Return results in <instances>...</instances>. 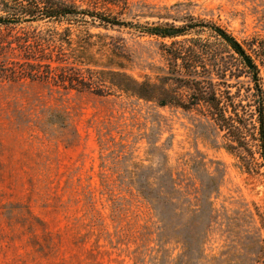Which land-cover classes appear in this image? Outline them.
Instances as JSON below:
<instances>
[{"label": "rangeland", "instance_id": "rangeland-1", "mask_svg": "<svg viewBox=\"0 0 264 264\" xmlns=\"http://www.w3.org/2000/svg\"><path fill=\"white\" fill-rule=\"evenodd\" d=\"M78 5L132 26L0 28L3 40L56 30L67 42L52 54L67 60L54 79L0 82V264H264V178L241 168L204 106L159 105L165 90L185 100L168 80L173 41L133 27L217 23L261 46L264 83V0ZM4 58L24 60L0 49ZM78 73L93 90L62 83ZM134 83L156 86V99Z\"/></svg>", "mask_w": 264, "mask_h": 264}, {"label": "trees", "instance_id": "trees-1", "mask_svg": "<svg viewBox=\"0 0 264 264\" xmlns=\"http://www.w3.org/2000/svg\"><path fill=\"white\" fill-rule=\"evenodd\" d=\"M80 1L82 0H0V28L14 32L27 24L62 26L70 21H90L106 27L132 26L110 15L82 8L78 5ZM83 1L116 6L122 0ZM133 27L143 35L173 41L165 49L169 58L168 80L174 84L175 89L185 90V100L165 90V98L159 96V105L165 107L172 104L184 109L204 106L219 131L224 134L226 148L238 158L241 168L250 174L256 169L264 178V83L259 62L262 56L261 46L254 42L241 43L217 23L200 21L192 16L173 23ZM70 30L66 28V32L69 33ZM51 33L27 34L26 37L19 36L12 40L0 39V49H7L9 52L18 50L24 59L23 62H11L6 58L0 61V82L23 78L54 79V70L59 67L53 65L57 61L61 63L67 60H53L52 54L58 48L60 54L64 55L63 44L67 42L57 39L61 34L56 30ZM203 34H207L205 39L202 38ZM83 63L79 62L80 65H87ZM112 75L122 76L115 73ZM243 77L248 82L250 102L247 106L240 101L239 90L233 92L238 89L237 85ZM66 81H69V87L79 91L93 90L92 85L95 83L92 77L87 80L81 73L74 77H63L62 83ZM134 85L138 97L156 99V86Z\"/></svg>", "mask_w": 264, "mask_h": 264}]
</instances>
